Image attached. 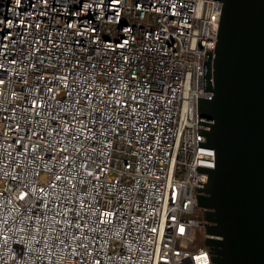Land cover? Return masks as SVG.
<instances>
[{
  "label": "built area",
  "instance_id": "built-area-1",
  "mask_svg": "<svg viewBox=\"0 0 264 264\" xmlns=\"http://www.w3.org/2000/svg\"><path fill=\"white\" fill-rule=\"evenodd\" d=\"M223 1L0 0V264H217L194 242Z\"/></svg>",
  "mask_w": 264,
  "mask_h": 264
},
{
  "label": "water",
  "instance_id": "water-1",
  "mask_svg": "<svg viewBox=\"0 0 264 264\" xmlns=\"http://www.w3.org/2000/svg\"><path fill=\"white\" fill-rule=\"evenodd\" d=\"M223 2L206 60L213 96L198 103L213 120L205 134L216 164L203 169L198 205L215 263L264 264V0Z\"/></svg>",
  "mask_w": 264,
  "mask_h": 264
},
{
  "label": "rangeland",
  "instance_id": "rangeland-1",
  "mask_svg": "<svg viewBox=\"0 0 264 264\" xmlns=\"http://www.w3.org/2000/svg\"><path fill=\"white\" fill-rule=\"evenodd\" d=\"M195 235H196V239H195V245L197 246H205V230L202 227L196 226L195 229Z\"/></svg>",
  "mask_w": 264,
  "mask_h": 264
}]
</instances>
